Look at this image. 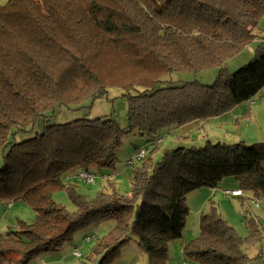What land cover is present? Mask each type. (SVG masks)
Segmentation results:
<instances>
[{
	"label": "trees",
	"instance_id": "1",
	"mask_svg": "<svg viewBox=\"0 0 264 264\" xmlns=\"http://www.w3.org/2000/svg\"><path fill=\"white\" fill-rule=\"evenodd\" d=\"M264 0H7L0 4V202L24 200L31 221L0 232L1 264H28L58 251L80 229L113 220L97 238L96 264H111L136 239L149 264H169L170 245L183 237L187 196L216 188L229 176L237 188L264 197V141L248 145L207 140L202 146L152 153L134 169L131 191L115 182L93 197L62 174L114 169L117 150L137 130L154 142L165 131L216 117L264 89V42L234 72L225 63L256 39ZM219 67L217 79L159 86L171 72ZM119 86L128 126L115 118H78L45 125L16 141L57 107L80 108ZM185 137V136H183ZM92 172V171H91ZM65 189L74 211L55 201ZM213 205L200 233L183 246L200 264H251L248 244L264 239V225L247 218L241 236ZM92 255L89 257L92 259ZM264 264V263H262Z\"/></svg>",
	"mask_w": 264,
	"mask_h": 264
},
{
	"label": "rangeland",
	"instance_id": "2",
	"mask_svg": "<svg viewBox=\"0 0 264 264\" xmlns=\"http://www.w3.org/2000/svg\"><path fill=\"white\" fill-rule=\"evenodd\" d=\"M6 1L0 0V4ZM254 33L257 35L256 39L252 40L240 54L225 63L228 71L234 72L248 63L258 45L264 42V16L260 26L255 28ZM219 70V67H215L198 72H171L164 77V82H161L159 86H170L173 83L181 84L184 81L195 79L206 84H212L217 79ZM123 92V89L119 86H112L105 96L99 97L94 101L88 100L83 107H57L50 113L49 118L42 119L28 132H18L14 139L20 142L42 133L46 124L66 123L78 118L112 117L122 127H127L128 102L123 96ZM169 133L167 135L163 131L161 136L158 137H163L164 140L152 153L154 159H160L166 149L177 146H202L207 140H211L214 143L225 142L229 144L244 142L248 145L262 142L264 141V89L259 91L253 99L240 101V103L219 116L199 120L183 127L175 128V130L171 129ZM153 145L154 142H148L147 138L135 130L125 137L117 150L118 160L114 169H104L103 172L97 169L91 170L97 175V178L90 184L76 176L74 177L81 169H73L62 174V179L68 183L76 181L79 192L89 197L95 196L102 189H110V182H115L119 193H130L133 171L141 162V159L137 158V151L140 148H145L149 153ZM3 159V156L0 155V165ZM130 161H133V163L131 164ZM237 186V179L234 176H229L223 179L216 188L201 187L188 194L187 200L190 211L187 217V224L183 231V237L173 242V244H176L175 247H173V244L170 245L169 264H200L196 260L189 259L181 248H183V241L186 244L199 235L200 217L203 213L211 212L213 205L218 208L217 211L223 215L229 224H232L238 233L245 238L248 235L247 224H245L247 223V218L253 217L264 225V197L256 199L251 193L246 191L242 196H227L223 193L224 189H236ZM54 199L58 203L65 205L70 211L76 209L74 202L71 201L65 189L56 191ZM256 201H259L261 205L256 206ZM21 218L27 221L35 218V212L26 201L21 199L15 202H0V232L5 233L14 230L17 220ZM113 225V220H107L98 225L80 229L74 235L73 240L65 243L63 248L58 251L42 253L28 264H96L101 256L92 254V249L96 246L97 238L107 235ZM87 236H91L92 240H86ZM75 248L79 249L81 257L78 258L74 254ZM174 249H177V251ZM245 250L253 258L250 261L251 264L264 263V239L254 245L248 244ZM91 255L93 256L92 259L89 258ZM111 264H149V261L148 255L141 250L137 240L133 239Z\"/></svg>",
	"mask_w": 264,
	"mask_h": 264
},
{
	"label": "built area",
	"instance_id": "3",
	"mask_svg": "<svg viewBox=\"0 0 264 264\" xmlns=\"http://www.w3.org/2000/svg\"><path fill=\"white\" fill-rule=\"evenodd\" d=\"M163 140H164L163 137L158 138V139H156L154 141V144H160V143L163 142ZM147 153L148 152H147V150L145 148H140L137 151V158L138 159H143V158H145V156L147 155ZM130 163L132 164L133 161H130ZM75 176L77 178L83 180V181L89 182V184L91 182H94L96 180V178H97V175L96 174H94L93 172L88 171V170H81L77 174H75ZM223 193L225 195H227V196L228 195H231V196H242V195H244V192L241 189H239V188H236V189H224L223 190ZM260 205H261V203L259 201H256V206H260ZM86 240L91 241L92 240V237L91 236H87L86 237ZM74 254L76 256H78V258L81 257V253H80V251H79L78 248H75L74 249Z\"/></svg>",
	"mask_w": 264,
	"mask_h": 264
},
{
	"label": "crops",
	"instance_id": "4",
	"mask_svg": "<svg viewBox=\"0 0 264 264\" xmlns=\"http://www.w3.org/2000/svg\"><path fill=\"white\" fill-rule=\"evenodd\" d=\"M254 52H255V51H254ZM102 172H103V171H102ZM74 176H75V175H74ZM186 224H187V223H186ZM185 227H186V226H185ZM184 230H185V229H184ZM172 244H173V243H172ZM172 244H171V245H172ZM184 244H185V243H184V241H183V245H184ZM173 245H174L173 247H175L176 244H173ZM183 245H182V247H183ZM177 249H178V248H177ZM177 249H174V250L177 251ZM181 249H183V248H181Z\"/></svg>",
	"mask_w": 264,
	"mask_h": 264
}]
</instances>
